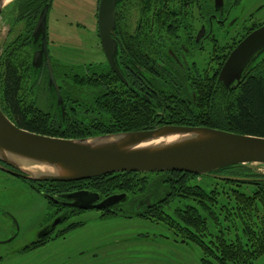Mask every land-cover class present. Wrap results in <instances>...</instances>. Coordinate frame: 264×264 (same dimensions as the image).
Here are the masks:
<instances>
[{"label":"trees","instance_id":"1","mask_svg":"<svg viewBox=\"0 0 264 264\" xmlns=\"http://www.w3.org/2000/svg\"><path fill=\"white\" fill-rule=\"evenodd\" d=\"M48 1L50 2V0H14L10 4L18 11V19L25 17L29 26L7 45L5 55L0 61V105L20 127L42 134L79 138L155 128L168 123L211 126L264 136V51L256 58L257 60L261 56L260 59L255 60L259 63L254 65V61L250 65L238 87L227 89L217 76L219 69L215 75L207 71L205 89L202 91L205 98L196 100L195 104H193L191 90L193 89L198 96V85L196 87L191 84V89L188 90L186 84H183L180 89L171 87L166 90L165 87L161 98L155 96L148 100L142 96L140 100L135 97L136 91L133 83L131 81L127 84L119 82V78L113 74L109 65L88 66L82 71H77L82 74L63 69L68 73L64 76L71 80H66L65 84L60 86L63 97L71 99L70 96L76 92L94 94L100 105L92 108L94 109L93 115L89 117L71 116L68 118V113L65 117L60 111L51 115L52 113L48 110L38 106L37 94L42 83L38 77V71H35L32 66L33 54L37 48L32 38L33 23L38 19L41 9ZM122 5L120 0L116 7L117 28ZM208 8L209 5L206 4L207 15ZM163 21L165 23L158 22V29L167 27V19L164 18ZM146 28H151L150 21L146 24ZM130 44L132 45V41ZM225 57L219 63L220 66L224 64ZM53 67H55V62H53ZM76 77L82 79L77 82ZM76 84L81 88L77 90ZM199 92L201 94V90ZM185 94L189 100L184 97ZM171 97L173 100L169 101ZM247 165L236 164L217 170L219 173L251 178L247 180L219 179L229 185L238 186L232 188L235 201L221 205V212H224L226 218L235 216L241 219L244 234L247 237L246 242L240 238L228 240L223 235L215 236V240L210 241L211 243L203 239L202 235L208 234L209 231V219L204 212L207 210L213 213L207 208L206 201L211 200L215 203L217 199L211 198L212 194H208L205 188L190 184L189 181L195 176H211L181 171H125L92 177L90 179L94 181L90 186L102 192H127L130 198L121 205H130L136 196H143L147 189H155L156 196L160 199L153 203L151 209L145 214L153 212L159 203L168 202L173 197H189L197 200L203 203L201 205L205 210H199L195 205H188L175 210L177 220L170 217L168 221L178 231L185 234L187 239L197 243L202 251L214 258L218 264H253L256 258L264 254V174L251 170V167ZM149 173L159 174V176L156 178L140 177V174ZM81 181L84 180L72 182L80 183ZM54 182L62 187L69 184L66 183L69 181ZM243 185L252 186L251 193H246L239 188ZM206 264L212 263L206 261Z\"/></svg>","mask_w":264,"mask_h":264},{"label":"flooded vegetation","instance_id":"2","mask_svg":"<svg viewBox=\"0 0 264 264\" xmlns=\"http://www.w3.org/2000/svg\"><path fill=\"white\" fill-rule=\"evenodd\" d=\"M216 1L121 0L123 7L120 9L119 26L114 37L117 39L119 46L118 65L127 82L122 81L114 72L106 56L105 65H109L113 74L119 78V82L127 84L131 81L135 87V97L140 100L142 96L148 100L155 96L161 98L165 87L166 90L171 87L180 89L183 84H186L188 90L191 89V84L196 87L198 85V96L193 89L191 90L193 104H195L196 100L205 98L202 91L205 89L207 71L215 75L219 69L217 75L219 78L223 66V64L220 66L219 63L223 61L222 58L226 56L227 59L229 54L246 36L264 25V1L259 2L255 8L253 6L248 10H244L243 13L240 12L241 8H239L243 0H221L220 5H216ZM206 4L209 5L208 15ZM164 18L168 21L167 27L158 29V22L165 23ZM148 21L151 22V28L149 29L146 28ZM173 23H175L174 26ZM131 41L132 45L130 44ZM49 44L50 40L48 38V48L50 47ZM50 57L52 67L53 62H55L53 70L60 89V86H63L66 80H71L64 76L68 73L63 70V65L54 60L51 54ZM35 71H38V77L42 83L41 88L47 89V99L45 101L48 105L47 110L52 113L51 115H55L54 112L58 113L60 111L65 117L68 113V118L71 116H76V118L89 117L93 115L92 111L94 109L92 108L100 105L94 94L78 92L73 93L70 96L71 99L65 98L61 94L62 101L59 102L56 90L49 86V65L47 61L44 59ZM74 73L82 74L77 71ZM76 79L78 82L82 78L76 77ZM75 88L78 90L81 86L76 84ZM184 97L189 100L187 94ZM172 100L171 97L169 101ZM165 124L168 123L162 125ZM3 165L16 171V169L5 163ZM0 169L11 177L20 178L33 193L45 202V205L40 207L42 215L39 217V222H36L37 225L29 223V228L26 229H23L20 220L12 215L8 216L10 214L8 208L0 207L1 213L8 216L6 224L9 227L0 228V235H5L0 243L20 240L22 245L15 248L12 255H27V258L36 255L35 259H37L38 256L40 257L39 254H43L41 251L50 250V248L56 253L57 245L62 243L58 240L67 239L72 231L86 223L84 220H77L86 211L97 210L105 216L115 213L124 215L122 211L128 210V212H131L129 214L140 216L151 209L153 203L160 199L156 196L155 189H147L143 196H140L141 198L136 196L130 205L120 204L113 206L110 210L80 209L69 205L68 203L71 200L63 195L87 189L99 193V202L111 193L91 188L90 185L94 180L90 178L83 179L84 181L80 183L69 181L66 182L69 184L62 187L54 181H34ZM145 197L150 201V205H142L141 201ZM134 204L136 205L133 206ZM48 250L44 254L52 253ZM48 258L50 261H46V264H54L57 259L53 254H50Z\"/></svg>","mask_w":264,"mask_h":264},{"label":"water","instance_id":"3","mask_svg":"<svg viewBox=\"0 0 264 264\" xmlns=\"http://www.w3.org/2000/svg\"><path fill=\"white\" fill-rule=\"evenodd\" d=\"M14 0H0V16ZM120 0H99L97 23L104 54L114 72L127 82L117 61L118 41L116 7ZM221 0L216 1L220 5ZM50 2L41 9L32 31L37 44L32 58L36 70L45 59L49 65V86L62 101L48 49ZM264 51V25L246 36L225 60L219 79L227 88L238 87L247 71ZM171 141L154 143L160 138ZM3 163L13 167L11 170ZM236 164L264 165V136L229 131L211 126L165 124L88 137L67 138L34 132L17 125L0 105V168L35 181H76L100 175L135 171H181L223 180L249 177L219 173ZM34 166H44L38 169ZM80 209H105L126 203L127 192H115L98 202L99 193L77 190L63 195ZM142 205H150L147 197Z\"/></svg>","mask_w":264,"mask_h":264},{"label":"rangeland","instance_id":"4","mask_svg":"<svg viewBox=\"0 0 264 264\" xmlns=\"http://www.w3.org/2000/svg\"><path fill=\"white\" fill-rule=\"evenodd\" d=\"M263 1L243 0L239 7L240 12L243 13L253 6L255 8ZM10 4L0 16V61L5 55L7 45L29 26L25 17L18 19V11ZM98 5L99 0L50 1L48 49L52 58L59 61L65 71H70L71 68L73 71H82L88 66L105 65V55L98 32ZM29 50L31 53V48ZM256 61L254 65L259 63ZM38 99V106L47 110L46 88L38 91ZM247 166L264 174V165ZM143 176L156 178L159 174H140V177ZM189 182L205 188L208 194H212L211 198L217 199L215 203L206 201V206L212 214L203 208V203L189 197H173L168 202L159 203L153 212L140 216L129 214L128 211H122L125 216L119 213L104 216L97 210H90L77 218L86 221L84 225L72 231L67 239L58 240L62 243L57 245L56 253L50 248L41 251L43 254H39L37 259L36 255L32 258H27V255H12L14 249L22 245L20 240L16 239L0 243V264H46V261H50V254L57 258L54 264H206V261L218 264L168 220L170 217L177 220L175 210L195 205L199 210L204 209L209 219L208 234L202 235L207 243L214 241L217 235H223L228 240L240 238L246 242L241 219L235 216L226 218L224 212H221V205L235 201L232 188L238 186L206 176L192 177ZM239 188L246 193L253 190L249 185ZM43 205L44 200L33 193L20 178L11 177L0 169V207L8 208V216L12 215L20 220L23 229L29 228V223L33 225L39 222L42 215L40 207ZM8 216L0 211V228H9L6 224ZM4 236L0 235V240L5 238ZM47 250L52 253L44 254ZM253 264H264V254L256 258Z\"/></svg>","mask_w":264,"mask_h":264},{"label":"bare ground","instance_id":"5","mask_svg":"<svg viewBox=\"0 0 264 264\" xmlns=\"http://www.w3.org/2000/svg\"><path fill=\"white\" fill-rule=\"evenodd\" d=\"M8 1H10V0H8ZM177 136H171V137H168V138H160V139H158V140H155V141H153L154 143H158V142H164L165 140L166 141H171V140H173V139H175ZM34 167H36V168H38V169H47L46 167H44V166H34Z\"/></svg>","mask_w":264,"mask_h":264}]
</instances>
